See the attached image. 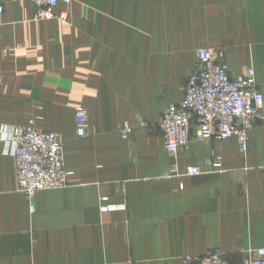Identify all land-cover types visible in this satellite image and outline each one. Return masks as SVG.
Wrapping results in <instances>:
<instances>
[{
  "label": "crops",
  "instance_id": "0c3cea01",
  "mask_svg": "<svg viewBox=\"0 0 264 264\" xmlns=\"http://www.w3.org/2000/svg\"><path fill=\"white\" fill-rule=\"evenodd\" d=\"M2 2L0 264H184L212 251L241 264L264 248V0H71L47 20L28 0ZM205 47L231 76L251 67L263 105L245 145L169 155L157 123ZM31 120L59 134L67 184L25 198L4 136Z\"/></svg>",
  "mask_w": 264,
  "mask_h": 264
},
{
  "label": "built area",
  "instance_id": "2783aa9c",
  "mask_svg": "<svg viewBox=\"0 0 264 264\" xmlns=\"http://www.w3.org/2000/svg\"><path fill=\"white\" fill-rule=\"evenodd\" d=\"M34 7V17L47 20L53 16L58 3L71 0H28ZM5 11L0 0V16ZM263 105V96L254 80V70L246 68L240 75L231 76L226 62L213 48H199L195 66L186 78L183 95L170 104L157 123L163 144L169 155L192 141L235 139L243 146ZM79 136L86 137L88 112L83 107L74 110ZM130 126L125 123L121 136L127 138ZM8 153L15 162L17 191L25 198L45 189L61 188L67 184L62 141L59 134L38 126L36 120L15 125L5 133ZM190 175L199 173L189 166ZM184 264H230L225 256L212 251L201 256L188 255ZM241 264H264V248Z\"/></svg>",
  "mask_w": 264,
  "mask_h": 264
}]
</instances>
